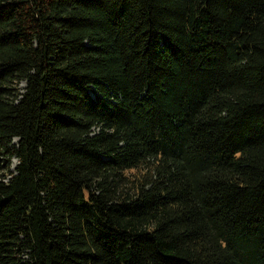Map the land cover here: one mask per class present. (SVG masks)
<instances>
[{
	"label": "trees",
	"instance_id": "obj_1",
	"mask_svg": "<svg viewBox=\"0 0 264 264\" xmlns=\"http://www.w3.org/2000/svg\"><path fill=\"white\" fill-rule=\"evenodd\" d=\"M0 264H264V0H0Z\"/></svg>",
	"mask_w": 264,
	"mask_h": 264
}]
</instances>
